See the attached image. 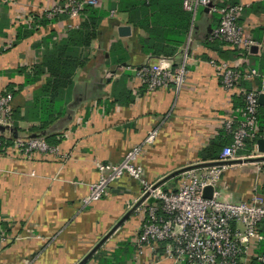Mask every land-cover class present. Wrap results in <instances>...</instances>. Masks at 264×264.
Listing matches in <instances>:
<instances>
[{
  "label": "crops",
  "instance_id": "0c3cea01",
  "mask_svg": "<svg viewBox=\"0 0 264 264\" xmlns=\"http://www.w3.org/2000/svg\"><path fill=\"white\" fill-rule=\"evenodd\" d=\"M56 1L0 0V92L10 83L19 91L14 96L21 114L15 137L38 136L44 131L51 135L46 138L51 147L47 152L29 153L25 146L16 149L14 144L0 152V234L8 237L0 248V264H78L112 231L141 197L142 187L136 179L122 177L111 183L101 201L80 208L81 199L98 179L96 161L120 162L133 146L145 143L139 162L145 177L155 182L177 169L212 161L203 151L225 129L231 102L240 106L243 101L223 88L211 59L255 69L257 77L253 82L243 81V86L258 87L264 93V0H212L217 6L243 5L240 24L256 42L246 56L225 44L207 41L220 15L203 5L192 14L189 32L175 44L174 53L155 56L143 49L142 41L153 40L141 25L148 12L130 5L137 0H100L94 7L106 15L97 37L86 46L70 39L74 29L68 27L69 16L47 18L44 24L35 20V15L43 16ZM184 1L171 8L188 11ZM29 18L37 24L25 35L26 29L31 30ZM122 25L130 27L129 35H120ZM59 42L75 43L85 63L76 69L72 84L65 86L63 114L44 130L30 109L35 91L49 73L44 68V73L27 82L19 69L32 72L42 56L55 53ZM159 58L173 66L186 61L188 72L180 90L173 82L150 90L136 72ZM259 108L263 115L260 135L248 141L240 155H264L258 145V139L264 138V104L259 102ZM153 132V139L146 142ZM228 164L222 176L224 185L218 187L222 198L238 202L253 192L264 194V160ZM179 174L160 185L177 189ZM140 216L135 209L87 263L186 264L169 257L166 245L155 253L146 245L142 249L135 240ZM247 251L251 254L244 253L242 262L259 264L255 259L260 249L249 245Z\"/></svg>",
  "mask_w": 264,
  "mask_h": 264
},
{
  "label": "built area",
  "instance_id": "2783aa9c",
  "mask_svg": "<svg viewBox=\"0 0 264 264\" xmlns=\"http://www.w3.org/2000/svg\"><path fill=\"white\" fill-rule=\"evenodd\" d=\"M99 4L100 0H57L43 16L52 19L67 15L71 19L68 27L74 29L83 21V8L86 5ZM184 5L194 16L200 5L211 12H218L219 23L212 30L209 39H222L228 48L239 55L250 54L256 42L240 24L239 18L244 8L241 3L217 6L212 0H185ZM27 21L35 23L32 18ZM210 63L215 67V73L220 77L223 88L232 97L239 95L244 100V105L240 106L234 101L231 102L225 128L231 133L232 141L223 148L218 159L212 160L216 163L180 172L177 189L165 190L161 185L155 186L157 182L145 177L144 168L139 162L145 143L136 145L120 162L96 161L98 179L90 185L89 193L81 199L80 208H87L101 201L113 181L132 177L142 187L141 197L148 193L146 200L136 208L141 214L135 232V240L139 245H146L155 253L161 248L160 242L170 241L166 244L169 257L186 264H244L242 255L247 252V247L253 245L258 249L264 243V234L260 231V225L264 223V194L253 192L249 198L233 202L222 198L218 187L224 185L222 176L230 161L258 156L254 153L240 155V151L247 148L248 140L256 139L260 135L259 95L263 91L258 87L247 89L243 86V81L253 82L257 77L255 69H240L219 58L211 59ZM186 68V61L179 66H173L164 58H159L143 65L136 72L150 90L165 87L169 82L175 83L180 90L188 72ZM14 109L12 95L1 91L0 126L5 127V130L0 131V137H12L16 149L25 146L29 153L49 151L51 147L44 135L27 138L13 136ZM155 134L156 132L151 133L146 142L152 140ZM209 186L213 190L211 196L207 197L205 189ZM159 210L164 214H159ZM7 241L8 237L0 234V248ZM258 259L264 261V253L258 254Z\"/></svg>",
  "mask_w": 264,
  "mask_h": 264
},
{
  "label": "trees",
  "instance_id": "16d2710c",
  "mask_svg": "<svg viewBox=\"0 0 264 264\" xmlns=\"http://www.w3.org/2000/svg\"><path fill=\"white\" fill-rule=\"evenodd\" d=\"M124 1L126 0H123V2ZM179 1L182 2L183 0H137L136 3L130 4L131 6H142V8L149 14L147 20L141 23V25L148 30L151 38L150 40H153L152 43L142 41L143 49L145 51L155 56H171L176 50L175 44H179V42L183 41L184 38H182V36L189 32L193 16L190 11L171 8L172 5H175ZM128 9H130V6L125 10ZM105 15V11L91 5H86L82 9L83 21L78 28H74V30L70 32V39H73V41L76 40L80 44L83 43L85 46L90 44V41L97 37L99 24ZM35 20H39V22H42L43 24L49 21L45 16L40 17L36 15ZM36 24L37 23H33L30 26V31L26 29V32H24L25 35L32 32V30L36 28ZM178 34L179 38L174 37ZM17 37L21 38V26L18 28ZM209 37L210 35L207 39L209 43L225 44L222 39L211 40ZM74 44L75 43L71 42L56 43L55 53L53 55L42 56L41 63L36 65L32 72L28 73L25 69H19L20 73L23 72L27 76V82L28 80L29 82H32L33 79L31 78H34V76L37 75L40 76L44 73V68H46L49 73V76L46 77L45 84L35 91L33 105L30 109L35 120L40 122V129H47L52 122L57 119V116L63 114L64 110L62 109V102L67 93L65 86L67 84H72V77L74 76L76 69L85 63L80 57L79 47H76ZM15 86L14 83H10L5 90L6 93L12 95L13 101L14 96L19 92L18 90H15ZM241 99L244 105L243 97ZM12 117L14 122L13 136H15V132L20 131L18 126V120L21 118L20 109L15 107ZM262 117L263 115L259 108L258 119H262ZM46 134V131L40 133V135H45L46 138L51 136ZM231 141L232 135L225 128L224 130L219 131V135L212 140L209 147L203 151L202 155H205V158L209 160L218 159L220 152L226 145L230 144ZM13 144L14 141L12 137L1 135L0 152L6 151V149ZM159 204L161 205V202H159ZM158 213L164 214L162 210H159ZM260 231L264 234V223L260 225ZM168 242L170 241L160 242L161 248ZM259 249L261 254L264 253V243L261 244ZM255 260L258 261H256V263L264 264V261L258 259ZM87 262L88 261L84 264H88Z\"/></svg>",
  "mask_w": 264,
  "mask_h": 264
},
{
  "label": "water",
  "instance_id": "95a60500",
  "mask_svg": "<svg viewBox=\"0 0 264 264\" xmlns=\"http://www.w3.org/2000/svg\"><path fill=\"white\" fill-rule=\"evenodd\" d=\"M131 32V29L129 26L127 25H122L119 27V33L121 36H125V35H129ZM259 102L264 104V93H261L259 95ZM0 130L1 131H4L5 130V127L3 126H0ZM258 145H259V150L260 152L264 153V138H259L258 139ZM240 160H249V161H259V160H264V155L262 156H257V157H248V158H245V159H237V160H232L230 161L231 162H236V161H240ZM216 163L215 161H209V162H206V163H201L202 165H191V166H186V167H183V168H180V169H177L171 173H169L168 175H166L163 179H161L160 181H158L155 186H158L160 185L163 181H166L167 179H170L174 176H176L177 174H179L180 172L184 171V170H187V169H191L193 167H198V166H206V165H212ZM212 187H207L205 189V196L207 197H210L211 194H212ZM148 196V193L143 195L139 201L137 203H135L131 209L122 217V219L115 225V227H113L112 231H110L109 233H107L97 244L96 246L90 251V253L88 255H86L78 264H84L86 261L89 260V258L98 250V248L100 246H102V244L106 241V239L112 234V232L114 230H116L117 227H119L131 214L132 212L139 206V204L145 199L147 198Z\"/></svg>",
  "mask_w": 264,
  "mask_h": 264
},
{
  "label": "rangeland",
  "instance_id": "374dc122",
  "mask_svg": "<svg viewBox=\"0 0 264 264\" xmlns=\"http://www.w3.org/2000/svg\"><path fill=\"white\" fill-rule=\"evenodd\" d=\"M150 202L152 201V198H151V200H149ZM249 251H247L245 254L247 255V253H248ZM250 253V252H249ZM251 254V253H250Z\"/></svg>",
  "mask_w": 264,
  "mask_h": 264
}]
</instances>
